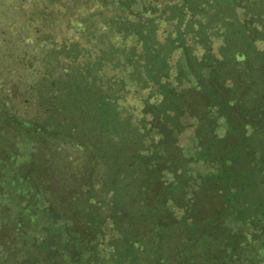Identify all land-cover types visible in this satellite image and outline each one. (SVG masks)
<instances>
[{
    "label": "trees",
    "instance_id": "obj_1",
    "mask_svg": "<svg viewBox=\"0 0 264 264\" xmlns=\"http://www.w3.org/2000/svg\"><path fill=\"white\" fill-rule=\"evenodd\" d=\"M65 1L77 10L68 32L22 85L7 65L18 10L0 0V139L9 127L34 133L21 179L46 197L37 214H51L41 253L24 263L264 253V0ZM17 99L32 116L9 109ZM200 166L210 172L192 173ZM12 221L16 244L27 219Z\"/></svg>",
    "mask_w": 264,
    "mask_h": 264
},
{
    "label": "rangeland",
    "instance_id": "obj_2",
    "mask_svg": "<svg viewBox=\"0 0 264 264\" xmlns=\"http://www.w3.org/2000/svg\"><path fill=\"white\" fill-rule=\"evenodd\" d=\"M7 3H11L15 10H18L14 13L16 19L9 26L10 30L7 28L8 32L12 31L15 37L14 41L9 42L11 47V56L7 60L8 72H11L9 77L10 79L16 78L17 82L26 85V83H30L28 81L32 78V71H34V76L35 72L43 69L42 65L36 63L35 57L42 58L45 56L51 47L52 40L58 34L63 35V33L68 32L67 19L72 18L77 10L71 2L65 0H7ZM59 20L63 22L60 30H58ZM70 34H73L72 29ZM31 63L37 67L35 68L37 70L30 68L29 64ZM4 86L5 90L8 91L9 85L5 84ZM18 102L19 99L15 100L14 106L9 108L12 112H17L19 115L20 113L25 114L21 115L20 118L33 115L34 108L32 105L27 107L24 102L19 105ZM33 136L34 133H30L28 130L26 132L9 127L0 139V157L8 159L6 161L0 160V238L2 234H5L6 239L10 241L7 242L8 246L3 244L0 247V264H18L21 260L22 264H26L24 262L28 257L35 258V255L41 253L40 242L49 236L43 226L51 214L43 213L42 209L37 214L39 205L46 202V197L43 193L44 197L39 195L32 199L31 194L34 192L30 191V188L28 189L27 180L21 179L27 167L29 168V160L33 158L36 152L37 144L30 140L32 139L30 137ZM187 136L189 137V135ZM67 150L59 154V157L57 154L58 160L65 159ZM13 155L14 158H10ZM206 170H209L208 166L206 168L200 166L194 171L192 170V173H202ZM20 188L24 190V193L18 192ZM56 205L58 207V204ZM26 206H29L28 211L24 210ZM30 210L34 212L30 213ZM18 213H22L23 217L27 219V227L25 229L19 227L20 229L15 230L21 232L22 236H18L19 242L14 244L15 239L9 235L15 232L12 231L13 228L10 225L9 228H6L5 223L12 224V220L16 218ZM33 243L36 244L33 246ZM245 246L242 244L241 262H236L237 264H264V253L259 252V255H255L256 249L254 247Z\"/></svg>",
    "mask_w": 264,
    "mask_h": 264
}]
</instances>
